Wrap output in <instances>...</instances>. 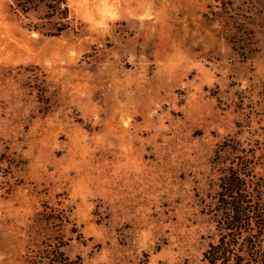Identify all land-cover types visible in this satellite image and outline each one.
I'll return each instance as SVG.
<instances>
[{
    "label": "rangeland",
    "instance_id": "374dc122",
    "mask_svg": "<svg viewBox=\"0 0 264 264\" xmlns=\"http://www.w3.org/2000/svg\"><path fill=\"white\" fill-rule=\"evenodd\" d=\"M11 5L0 264H201L215 151L264 146V0H66L58 34Z\"/></svg>",
    "mask_w": 264,
    "mask_h": 264
},
{
    "label": "trees",
    "instance_id": "16d2710c",
    "mask_svg": "<svg viewBox=\"0 0 264 264\" xmlns=\"http://www.w3.org/2000/svg\"><path fill=\"white\" fill-rule=\"evenodd\" d=\"M10 9L17 17L38 14L47 32L58 34L68 27L66 0H12ZM229 142H223L212 159L218 173L212 210L217 241L202 254L201 264H264V146L244 148ZM60 247L57 243L39 258L47 264H82L79 258L65 256ZM31 261L26 259L27 264Z\"/></svg>",
    "mask_w": 264,
    "mask_h": 264
}]
</instances>
